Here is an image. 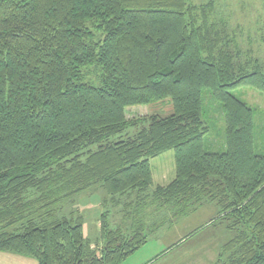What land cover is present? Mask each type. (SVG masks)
<instances>
[{
    "label": "trees",
    "instance_id": "trees-1",
    "mask_svg": "<svg viewBox=\"0 0 264 264\" xmlns=\"http://www.w3.org/2000/svg\"><path fill=\"white\" fill-rule=\"evenodd\" d=\"M216 5L0 0V251L119 264L148 242L147 209L180 221L212 204L205 225L233 232L214 264H264V141L256 108L233 93L264 92V64L241 56ZM160 101L164 115L127 116ZM213 111L220 152L207 144ZM167 151L174 178L155 185L151 159ZM98 185L120 221L105 214L93 242L80 211L61 209Z\"/></svg>",
    "mask_w": 264,
    "mask_h": 264
},
{
    "label": "rangeland",
    "instance_id": "rangeland-1",
    "mask_svg": "<svg viewBox=\"0 0 264 264\" xmlns=\"http://www.w3.org/2000/svg\"><path fill=\"white\" fill-rule=\"evenodd\" d=\"M203 3L208 0H194ZM218 15L227 18L233 34L240 39L239 51L243 58L253 54L264 64V0H215ZM242 59L239 57V61ZM235 95L256 108L257 143L264 141V92L251 86L239 87L233 91ZM210 96V95H209ZM209 100L206 94V101ZM163 102L154 105L132 106L127 108V116L133 117L155 112ZM207 103V102H206ZM159 114L164 115L158 110ZM166 113V111H165ZM170 114V113H169ZM168 115V114H167ZM213 127L207 135L208 148L212 151L226 149V121L223 113H212ZM258 146V145H257ZM263 147L258 146L259 151ZM154 184L165 185L175 175L174 152L166 153L151 159ZM108 197L102 186H96L87 193L62 205L61 213L70 214L80 211L84 216L85 237L93 242L101 236L102 218L106 214L111 227L120 221L118 207L113 203H105ZM152 212V210H151ZM216 208L212 204L205 205L187 219L168 220L146 210L148 222V242L137 252L119 264H214L220 245L233 237V232L223 225L207 224ZM155 224V225H153ZM194 234H191L199 227ZM14 230V227L8 228ZM0 264H37L35 258L10 252L0 251Z\"/></svg>",
    "mask_w": 264,
    "mask_h": 264
}]
</instances>
